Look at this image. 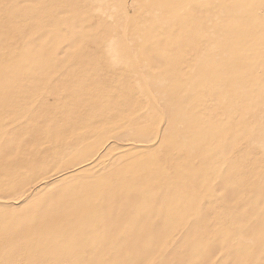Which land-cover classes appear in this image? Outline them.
<instances>
[{
    "label": "rangeland",
    "instance_id": "rangeland-1",
    "mask_svg": "<svg viewBox=\"0 0 264 264\" xmlns=\"http://www.w3.org/2000/svg\"><path fill=\"white\" fill-rule=\"evenodd\" d=\"M263 1L0 0V264H264Z\"/></svg>",
    "mask_w": 264,
    "mask_h": 264
},
{
    "label": "bare ground",
    "instance_id": "bare-ground-1",
    "mask_svg": "<svg viewBox=\"0 0 264 264\" xmlns=\"http://www.w3.org/2000/svg\"><path fill=\"white\" fill-rule=\"evenodd\" d=\"M164 2V1H163ZM264 2V1H263ZM220 36V35H219ZM221 51H223V50H221ZM220 54H222V53H220ZM218 79V78H217ZM212 82V81H211ZM233 91V90H232ZM234 93V92H233ZM222 96V95H221ZM217 97V96H216ZM219 97V96H218ZM201 108V107H200ZM197 110V109H196ZM201 110V109H200ZM234 111H235V109H234ZM232 113V112H231ZM234 114H237V113H234ZM232 116V115H231ZM236 116V115H235ZM234 118V117H233ZM232 120V119H231ZM191 121H192V119H191ZM34 123V122H33ZM193 124L195 125V123L193 122ZM244 125V124H243ZM153 127V126H152ZM104 129V128H103ZM108 129V128H107ZM192 130V129H191ZM190 130V131H191ZM106 132V131H105ZM209 132V131H208ZM103 133V132H102ZM201 137V136H200ZM90 138V137H89ZM86 140V139H85ZM84 140V141H85ZM228 140V139H227ZM199 143V142H198ZM70 147V146H69ZM182 148V147H181ZM151 150V149H150ZM123 155V154H122ZM121 156V155H120ZM127 158V157H126ZM173 159V158H172ZM117 162V161H116ZM114 164V163H113ZM29 166V165H28ZM167 166V165H166ZM143 167V166H142ZM194 167V166H193ZM62 168V167H61ZM176 168V167H175ZM175 171H176V169H175ZM178 171V170H177ZM176 171V172H177ZM191 171V170H190ZM189 171V172H190ZM64 172V171H63ZM187 172V171H186ZM169 173V172H168ZM192 174V173H191ZM152 175V174H151ZM150 175V176H151ZM155 175H157V174H155ZM154 175V177H159V176H155ZM161 175V174H160ZM200 175V174H199ZM150 176H148V177H150ZM152 177V176H151ZM154 177L152 178L153 180H154ZM226 178V177H225ZM68 179H70V178H68ZM149 180H150V178H148ZM162 179V178H161ZM184 179V178H183ZM201 179V178H200ZM153 180H151L152 182H153ZM65 181V180H64ZM161 181V180H160ZM160 181H158V182H160ZM197 181V180H196ZM144 182H146L147 183V181L145 180ZM141 183V182H140ZM170 185H171V183L170 182H168ZM166 184V183H165ZM169 184H167V185H169ZM126 185V184H125ZM178 185V184H177ZM180 185V184H179ZM128 185H126V187H127ZM133 186V185H132ZM131 186V187H132ZM173 186H175V187H177L176 185H173ZM118 187V186H117ZM134 187H136V186H134ZM148 187V186H147ZM180 187H182V186H180ZM120 188V187H119ZM122 188H123V186H122ZM121 188V189H122ZM125 188V187H124ZM133 188V187H132ZM131 188V189H132ZM138 188V190H140L139 189V187H137ZM148 188H152V187H148ZM159 188V187H158ZM188 188V187H187ZM127 189V188H126ZM130 189V190H131ZM135 189V188H134ZM133 189V190H134ZM170 189V188H169ZM173 190V189H172ZM109 191H111L110 189H109ZM122 191V190H121ZM158 191V190H157ZM165 191V190H164ZM173 191H176V190H173ZM183 191H184V189H183ZM189 191V190H188ZM192 192V191H191ZM190 192V193H191ZM108 193V192H107ZM142 193H144V192H142ZM174 193V192H173ZM185 194H186V192H184ZM189 194V193H188ZM172 196H174V194L172 195ZM196 197V196H195ZM259 197V196H258ZM106 200V199H105ZM155 200V199H154ZM174 204H178V205H181V204H183V201L181 200V199H177V200H174V202H173ZM140 204V203H139ZM91 206V205H90ZM93 206H95L94 204H93ZM173 206H176V205H173ZM194 207V206H193ZM90 208V207H89ZM94 207H92V209H93ZM89 211H90V209H88V204H86V206H79V207H77L76 208V211L75 212H78V213H82V216H83V214H84V219H85V222L86 221H89L90 220V217H92L91 215H86V212H88L89 213ZM97 212V211H96ZM102 212H103V210H102ZM123 212V211H122ZM95 214V213H94ZM69 215V214H68ZM61 216H65V215H61ZM100 216V215H99ZM101 218H102V216H101ZM100 219V218H99ZM101 220V219H100ZM96 221H97V219H96ZM95 224H98L99 225V223H95ZM135 226V225H134ZM255 226V225H254ZM94 227H95V225H94ZM98 226H96L95 228H97ZM99 227H101V226H99ZM214 227V226H213ZM140 228V227H139ZM157 228V227H156ZM99 229V228H98ZM51 230V229H50ZM138 230V229H137ZM159 230V229H158ZM154 231H157V230H154ZM158 232V231H157ZM245 232V231H244ZM155 233V232H154ZM160 233V232H159ZM161 234V233H160ZM163 235V234H162ZM196 242V241H195ZM197 242H198V240H197ZM246 244V243H245ZM242 245V244H241ZM221 246V245H220ZM264 246V245H263ZM213 257V256H212ZM245 258V257H244ZM264 260V259H263ZM248 262V261H247Z\"/></svg>",
    "mask_w": 264,
    "mask_h": 264
}]
</instances>
